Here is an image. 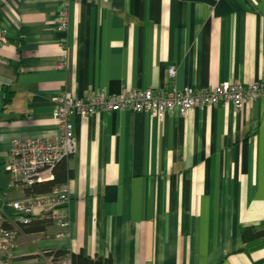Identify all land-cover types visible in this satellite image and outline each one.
I'll return each mask as SVG.
<instances>
[{
    "label": "crops",
    "instance_id": "0c3cea01",
    "mask_svg": "<svg viewBox=\"0 0 264 264\" xmlns=\"http://www.w3.org/2000/svg\"><path fill=\"white\" fill-rule=\"evenodd\" d=\"M0 34V211L10 216L28 196L6 170L12 142L58 136L61 95L264 82V0H0ZM71 120L67 234L51 219L21 228L14 264H70L54 260L60 249L113 264H264V96L163 122L133 110Z\"/></svg>",
    "mask_w": 264,
    "mask_h": 264
},
{
    "label": "built area",
    "instance_id": "2783aa9c",
    "mask_svg": "<svg viewBox=\"0 0 264 264\" xmlns=\"http://www.w3.org/2000/svg\"><path fill=\"white\" fill-rule=\"evenodd\" d=\"M60 10V30L69 25L68 9ZM3 36L0 34V41ZM67 66L62 56L58 67ZM171 76L175 70L170 69ZM264 96V82L255 80L247 84L224 81L212 88H194L186 86L173 91H158L153 88L123 91L119 95L96 93L84 98H69L61 95L56 101L53 113L59 121L60 133L54 138L15 139L11 145V155L6 163V170L11 176V185L30 187L53 179V169L62 160H67L76 149L77 140L73 114L86 118L97 112H116L133 110L148 112L150 116L163 122L168 113L178 110L183 116L200 106H212L220 101L242 106L251 98ZM69 192L67 184L51 193L28 195L24 199L10 203L15 214L10 216L0 211V264H14L13 249L22 226L31 222L36 215L53 220L60 228L59 236L67 234L69 226L67 204ZM37 217V218H38Z\"/></svg>",
    "mask_w": 264,
    "mask_h": 264
},
{
    "label": "trees",
    "instance_id": "16d2710c",
    "mask_svg": "<svg viewBox=\"0 0 264 264\" xmlns=\"http://www.w3.org/2000/svg\"><path fill=\"white\" fill-rule=\"evenodd\" d=\"M53 179H49L40 183H36L30 187H24V192L27 195H40L51 193L55 189L60 188L64 184H67L69 179L72 178L73 172L68 168L67 160H62L53 169ZM49 219L41 220L33 218L31 222L21 228H24L28 232L42 231L44 229L45 222ZM54 260L69 259L70 264H113L111 257L103 258L100 256H85L81 252L72 253L67 249H60L53 252Z\"/></svg>",
    "mask_w": 264,
    "mask_h": 264
},
{
    "label": "rangeland",
    "instance_id": "374dc122",
    "mask_svg": "<svg viewBox=\"0 0 264 264\" xmlns=\"http://www.w3.org/2000/svg\"><path fill=\"white\" fill-rule=\"evenodd\" d=\"M67 7V5L65 4V3H62V7H61V9L63 10V11H65V9H63V8H66ZM67 9H68V7H67ZM69 220V219H68ZM53 221V220H52Z\"/></svg>",
    "mask_w": 264,
    "mask_h": 264
}]
</instances>
